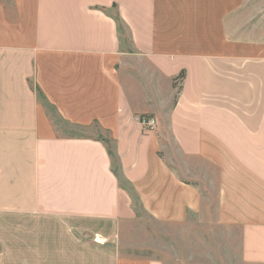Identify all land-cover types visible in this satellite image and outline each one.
I'll return each instance as SVG.
<instances>
[{"label": "crops", "instance_id": "0c3cea01", "mask_svg": "<svg viewBox=\"0 0 264 264\" xmlns=\"http://www.w3.org/2000/svg\"><path fill=\"white\" fill-rule=\"evenodd\" d=\"M180 235L264 264V0H0V264H189Z\"/></svg>", "mask_w": 264, "mask_h": 264}, {"label": "rangeland", "instance_id": "374dc122", "mask_svg": "<svg viewBox=\"0 0 264 264\" xmlns=\"http://www.w3.org/2000/svg\"><path fill=\"white\" fill-rule=\"evenodd\" d=\"M166 228L164 225H161V224H159V223H156V222H151V221H149V220H147V219H143V220H141L140 222H139V226L137 225V227H129L128 229H126L127 230V234H128V237H127V239H126V237H123V240L125 241V242H132V241H134V242H136V241H140V242H144L143 240V238H142V231H145L146 229L147 230H149V231H151L152 232V236H153V238H155V240H153L156 244H158L159 245V237H160V230H165V229H162V228ZM175 229V228H174ZM11 237H13V242H14V235L13 236H11ZM187 236H185L184 235V237L183 236H181L180 235V242H179V247L181 248V251H179V255L181 256V258L183 259V261L184 262H187V263H189V264H192V262L191 261H193L194 259L192 258L193 256H192V252H188L187 250H189V246H188V244L187 243H189L190 241V239L188 238ZM192 238V237H191ZM154 251H156V252H161L160 250H151V251H144L143 249L142 250H140V251H138V250H132V249H130V250H126V251H123V252H126V253H129V254H146V255H149V254H152ZM195 254V253H194ZM197 260V259H196ZM195 264H204L203 262H199V261H197V262H195Z\"/></svg>", "mask_w": 264, "mask_h": 264}, {"label": "built area", "instance_id": "2783aa9c", "mask_svg": "<svg viewBox=\"0 0 264 264\" xmlns=\"http://www.w3.org/2000/svg\"><path fill=\"white\" fill-rule=\"evenodd\" d=\"M140 120L147 131L154 129L157 126V119L153 116H142Z\"/></svg>", "mask_w": 264, "mask_h": 264}, {"label": "trees", "instance_id": "16d2710c", "mask_svg": "<svg viewBox=\"0 0 264 264\" xmlns=\"http://www.w3.org/2000/svg\"><path fill=\"white\" fill-rule=\"evenodd\" d=\"M183 76H184V73L181 72L180 75H179V77H183Z\"/></svg>", "mask_w": 264, "mask_h": 264}]
</instances>
